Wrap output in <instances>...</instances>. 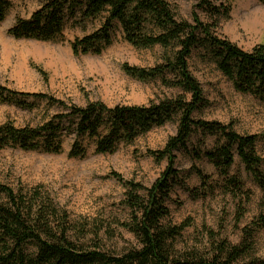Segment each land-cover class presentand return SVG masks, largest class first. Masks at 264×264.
Listing matches in <instances>:
<instances>
[{
	"label": "trees",
	"instance_id": "obj_1",
	"mask_svg": "<svg viewBox=\"0 0 264 264\" xmlns=\"http://www.w3.org/2000/svg\"><path fill=\"white\" fill-rule=\"evenodd\" d=\"M39 1L38 9L28 19L15 20L7 31L10 37L62 43L65 32L71 31L69 45L75 56H99L118 33L135 49L158 47L163 51L161 63L155 67L124 65V73L140 82L158 81L177 93L143 106L110 108L92 102L80 107L45 94L18 93L0 87L1 103L32 109L35 103L44 102L57 110L35 127L0 124V151L17 148L58 155L65 139L73 135L68 156L83 159L88 152L84 139L92 142L95 154L111 155L121 144H133L167 125H173L175 133L161 149L146 152L154 162L166 164L149 187L125 181L116 173L111 175L125 188L127 218L118 225L133 236L134 247L117 254L108 252L99 237L103 228H93L92 232L87 224L72 223L67 212L40 188L16 191L0 182V264H264V257L255 255L247 236L239 245L226 240L216 242L207 253L195 249L178 252L176 241L188 224L168 222L171 193L184 184L175 169L177 152L194 161L206 159L223 180L209 184V178L195 168L202 188V193H192L196 199L215 188L233 197L243 194L240 179L228 176L235 158L264 188L260 170L263 160L257 153L260 137L240 134L232 124L202 118L208 102L189 69V60L195 56L213 65L237 93L264 102V46L257 45L246 52L220 38L217 30L230 9L213 6L208 0H195V9L205 13L208 20H202L194 11L190 22L178 18L167 0ZM257 1L264 4V0ZM12 7L11 0H0V25ZM105 233L109 234V229Z\"/></svg>",
	"mask_w": 264,
	"mask_h": 264
},
{
	"label": "rangeland",
	"instance_id": "obj_2",
	"mask_svg": "<svg viewBox=\"0 0 264 264\" xmlns=\"http://www.w3.org/2000/svg\"><path fill=\"white\" fill-rule=\"evenodd\" d=\"M167 1L180 19L190 22L195 11L202 20H208L205 13L195 9V0ZM208 1L213 6L230 9L228 18L222 19L217 30L220 38L246 52L257 45L264 46V4L257 0ZM11 2L13 7L0 25L1 88L18 93H41L80 107L101 102L110 108L143 106L177 93L161 86L158 81L140 82L124 73V65L142 69L155 67L161 63L163 51L158 47L135 49L118 33L112 45L99 56H75L69 45L73 39L71 31L65 32L66 40L62 43L13 39L7 34L8 29L17 18L28 19L38 9L40 1ZM189 69L208 102L202 118L232 124L240 134L260 137L257 153L263 160L260 170L264 176V102L237 93L213 65L203 63L195 56L189 60ZM33 106L26 109L14 103L0 102V124L35 127L57 112L44 102ZM174 133L175 127L167 125L133 144H121L111 155L95 154L92 142L84 139L88 152L83 159L68 156L73 135L65 139L63 151L58 155L7 148L0 151V182L16 191L40 188L59 209L67 212L72 223L87 224L92 232L93 228H103L99 237L104 250L122 253L134 247L136 241L118 225L127 218L123 205L125 188L111 175L116 173L125 181L149 187L165 170L166 164L154 162L146 152L161 149ZM209 144L210 141L208 147ZM176 156L175 169L184 184L171 193L168 222L188 224L176 241L177 251L195 249L207 253L216 242L226 240L231 245H239L247 236L255 255L264 257V188L238 158H235L228 176L240 179L243 194L233 197L215 188L196 199L192 193H202V188L195 168L209 178V184L223 180L206 159L194 161L183 152H177ZM106 229L109 234L105 233Z\"/></svg>",
	"mask_w": 264,
	"mask_h": 264
}]
</instances>
